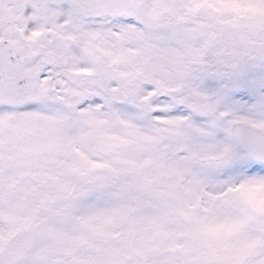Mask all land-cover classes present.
<instances>
[{"label": "snow or ice", "instance_id": "snow-or-ice-1", "mask_svg": "<svg viewBox=\"0 0 264 264\" xmlns=\"http://www.w3.org/2000/svg\"><path fill=\"white\" fill-rule=\"evenodd\" d=\"M0 264H264V0H0Z\"/></svg>", "mask_w": 264, "mask_h": 264}]
</instances>
